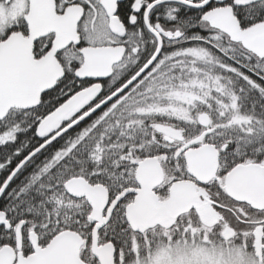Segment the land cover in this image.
Listing matches in <instances>:
<instances>
[{
  "label": "snow or ice",
  "instance_id": "1",
  "mask_svg": "<svg viewBox=\"0 0 264 264\" xmlns=\"http://www.w3.org/2000/svg\"><path fill=\"white\" fill-rule=\"evenodd\" d=\"M0 264H264V0H0Z\"/></svg>",
  "mask_w": 264,
  "mask_h": 264
}]
</instances>
